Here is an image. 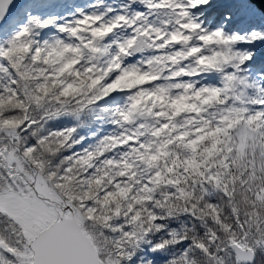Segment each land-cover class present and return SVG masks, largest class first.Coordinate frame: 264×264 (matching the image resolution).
Returning a JSON list of instances; mask_svg holds the SVG:
<instances>
[{
    "label": "snow or ice",
    "instance_id": "1",
    "mask_svg": "<svg viewBox=\"0 0 264 264\" xmlns=\"http://www.w3.org/2000/svg\"><path fill=\"white\" fill-rule=\"evenodd\" d=\"M0 264H264V0H0Z\"/></svg>",
    "mask_w": 264,
    "mask_h": 264
}]
</instances>
